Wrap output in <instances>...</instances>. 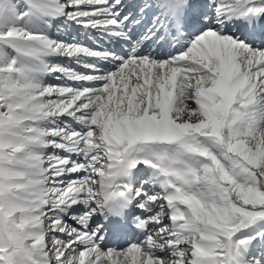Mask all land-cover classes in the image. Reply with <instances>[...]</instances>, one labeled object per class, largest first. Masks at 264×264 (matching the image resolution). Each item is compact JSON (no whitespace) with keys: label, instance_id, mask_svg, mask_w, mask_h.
<instances>
[{"label":"snow or ice","instance_id":"obj_1","mask_svg":"<svg viewBox=\"0 0 264 264\" xmlns=\"http://www.w3.org/2000/svg\"><path fill=\"white\" fill-rule=\"evenodd\" d=\"M0 264H264V0H0Z\"/></svg>","mask_w":264,"mask_h":264}]
</instances>
